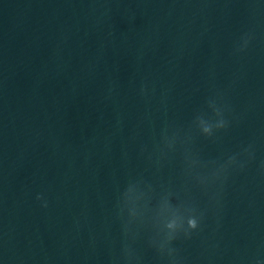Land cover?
<instances>
[{"label":"water","instance_id":"95a60500","mask_svg":"<svg viewBox=\"0 0 264 264\" xmlns=\"http://www.w3.org/2000/svg\"><path fill=\"white\" fill-rule=\"evenodd\" d=\"M220 119L225 128L200 133L198 121ZM230 155L235 165L196 182ZM130 185L144 196L125 232ZM162 199L203 213L171 257L148 244ZM16 213L0 264L264 260V0H112Z\"/></svg>","mask_w":264,"mask_h":264},{"label":"clouds","instance_id":"9594fccd","mask_svg":"<svg viewBox=\"0 0 264 264\" xmlns=\"http://www.w3.org/2000/svg\"><path fill=\"white\" fill-rule=\"evenodd\" d=\"M252 39L251 33H244L240 37L239 44L237 45L235 51L240 52L247 48L250 40ZM145 87L141 85L140 92L143 94ZM227 126V121L225 119H220L215 125L206 123L203 120L198 121V128L202 135L211 136L213 134V129H222ZM165 147L172 148L173 142L175 140V135L172 139L164 136L162 137ZM242 153L247 154L248 158H252L251 145L244 147ZM187 166L189 169H194L196 167H204L200 161L194 158H186ZM237 163L236 155H230L226 160L219 165L213 162L214 170L210 172L208 176L195 177L196 182L200 185H206L211 179L219 176L220 173L225 172L229 167ZM243 167L241 163L239 165ZM133 187L130 185L128 188L121 193V214L126 213L127 219L125 221L124 227L125 232L128 231V226L134 221H138L141 218V214L136 207V203L140 201L144 193L137 190L136 195L133 197ZM36 200L41 202L42 207H47V200L42 196V194H36ZM203 213H189L187 215L180 214L177 210L173 209L166 199H162L158 205V209L152 219V229L153 235L148 240L150 247L154 248L160 254H167L168 256H173L175 249L170 245L172 241L180 238H190L192 232L196 230L200 224ZM124 255L127 258L130 255V251L127 247L123 249ZM175 264V262H173ZM256 264H264V260H257Z\"/></svg>","mask_w":264,"mask_h":264}]
</instances>
